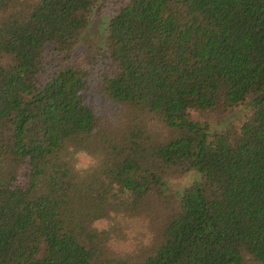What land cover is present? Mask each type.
<instances>
[{"label": "trees", "instance_id": "16d2710c", "mask_svg": "<svg viewBox=\"0 0 264 264\" xmlns=\"http://www.w3.org/2000/svg\"><path fill=\"white\" fill-rule=\"evenodd\" d=\"M0 264H264V0H0Z\"/></svg>", "mask_w": 264, "mask_h": 264}, {"label": "clouds", "instance_id": "9594fccd", "mask_svg": "<svg viewBox=\"0 0 264 264\" xmlns=\"http://www.w3.org/2000/svg\"><path fill=\"white\" fill-rule=\"evenodd\" d=\"M67 152L74 161L72 164L73 173L80 179L91 175L97 168L102 166L103 155L100 152L90 153L87 149H75L73 146L67 148ZM203 174L197 169L187 170L181 176L167 177L164 183L172 191L182 193L185 189L192 187L193 184L202 183ZM120 225L122 235L112 233V229ZM149 221L143 220L138 224L136 219L125 217L124 213L110 212L107 218H101L93 221L91 227L97 232H109L110 239L106 246L114 252L130 254L134 252L138 245L150 246L153 240V234L149 231Z\"/></svg>", "mask_w": 264, "mask_h": 264}, {"label": "rangeland", "instance_id": "374dc122", "mask_svg": "<svg viewBox=\"0 0 264 264\" xmlns=\"http://www.w3.org/2000/svg\"><path fill=\"white\" fill-rule=\"evenodd\" d=\"M107 25V19L104 15L95 14L91 20V25L87 32H85V37H87L90 40L95 41L97 44H100L102 40V36L104 34V29ZM76 56L79 60V62L87 61L88 56L85 55V47L83 44L79 45L76 49ZM100 105V103H98ZM148 124H152V122H148ZM160 126L157 121H153V126ZM161 127V126H160Z\"/></svg>", "mask_w": 264, "mask_h": 264}]
</instances>
